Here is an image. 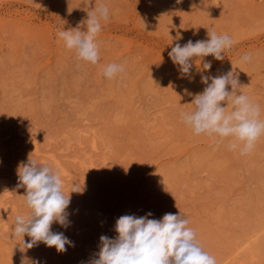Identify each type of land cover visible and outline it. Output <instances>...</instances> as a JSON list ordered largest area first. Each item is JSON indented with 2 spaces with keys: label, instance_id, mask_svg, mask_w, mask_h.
Segmentation results:
<instances>
[{
  "label": "rangeland",
  "instance_id": "rangeland-1",
  "mask_svg": "<svg viewBox=\"0 0 264 264\" xmlns=\"http://www.w3.org/2000/svg\"><path fill=\"white\" fill-rule=\"evenodd\" d=\"M103 2L110 19L92 65L57 29L76 28L97 0H0V264H92L122 215L179 212L217 264H264V135L241 155L229 140L194 135L180 115L206 87L201 75L234 70L264 118V0ZM207 29L234 45L223 60H193L182 78L168 53L208 39ZM246 53L251 62L241 61ZM109 63L124 73L105 78ZM29 158L59 163L65 194L84 183L70 194L69 226H51L74 244L64 253L42 242L22 251L30 237L13 236L16 216L31 212L17 175Z\"/></svg>",
  "mask_w": 264,
  "mask_h": 264
},
{
  "label": "clouds",
  "instance_id": "clouds-1",
  "mask_svg": "<svg viewBox=\"0 0 264 264\" xmlns=\"http://www.w3.org/2000/svg\"><path fill=\"white\" fill-rule=\"evenodd\" d=\"M109 19V7L103 0H97L95 6L87 11V19L76 28H58L57 36L67 49L75 50L78 60L95 65L100 60L97 37L102 23L106 24ZM81 26L86 31H81ZM207 36L208 39L188 40L183 45L176 43L168 53L182 78L190 76L193 60H203L210 55L223 60L224 52L235 43L228 34L218 35L214 30L207 29ZM252 58L251 53H246L240 59L251 62ZM211 67L210 61L202 64L204 71ZM124 71L123 64L109 63L103 68V76L113 79ZM201 82L206 87L194 95L191 102L193 110L180 114L182 122L194 135L205 134L217 142L229 140L230 149L239 148L241 155L249 154L264 135L260 106L240 91L234 70L218 76L201 75ZM224 101L227 102L226 107L221 106ZM17 175L18 187L26 189L23 200L31 209L28 216L17 215L13 226L14 237H30L29 242L22 239L21 250L31 249L42 242L47 247H54L58 253L66 252V246H74L73 242L63 233L51 231V226L54 222L65 228L69 226L66 209L70 205V194L82 193L84 183L81 185L74 181L65 194L59 170L30 158L18 167ZM151 215L119 217L115 224L117 236L114 239L104 235L100 237L98 259L92 264H217L216 258L200 246L196 232L188 227L189 221L180 212L167 213L159 220L149 219ZM22 264L29 262L25 260ZM32 264H39V261Z\"/></svg>",
  "mask_w": 264,
  "mask_h": 264
},
{
  "label": "bare ground",
  "instance_id": "bare-ground-1",
  "mask_svg": "<svg viewBox=\"0 0 264 264\" xmlns=\"http://www.w3.org/2000/svg\"><path fill=\"white\" fill-rule=\"evenodd\" d=\"M35 145H36V144H35ZM35 145H32V149H33V150L37 149V147H36ZM35 152H37V151L35 150ZM49 155H50V156H49V158H50L52 155H51V153H50ZM54 165H55L54 168H55V169H58L59 172H60V174H61V173H64L65 170H63V169L61 168V166L59 165V163L54 162ZM3 183H4V182H3ZM3 192H4V191H3ZM5 193H6V192H5ZM5 193H3V194H5ZM6 194H8V193H6ZM6 194H5V195H6ZM5 195H2V196H5ZM1 210H2V207H1Z\"/></svg>",
  "mask_w": 264,
  "mask_h": 264
}]
</instances>
